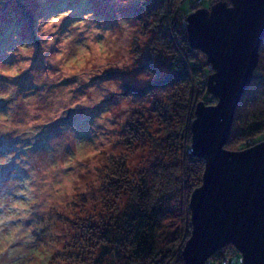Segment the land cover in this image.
<instances>
[{
	"label": "clouds",
	"instance_id": "obj_1",
	"mask_svg": "<svg viewBox=\"0 0 264 264\" xmlns=\"http://www.w3.org/2000/svg\"><path fill=\"white\" fill-rule=\"evenodd\" d=\"M116 3L123 8L135 4ZM225 4L234 8L232 2ZM71 15L69 8L40 16L35 32L39 48L17 43L6 50L14 60H0V77L6 81L0 87V102L6 105L0 110V135L11 136L23 148L0 158V166L15 160L27 172L0 187V264H81L83 255L78 260L68 254L70 247H63L71 240L73 222L81 224L83 217L99 221L122 209L124 197L113 186L122 178L125 188L134 185L135 172L148 156L130 134L126 139L120 131L137 111L132 102L137 95L126 93V81L145 85L159 78L150 68L139 71L136 27L121 11H115L114 24L93 11L65 24ZM38 54L43 67H37ZM255 72L264 75L258 68ZM25 75L31 83L22 88L17 81ZM77 110L96 113L86 121L88 139L67 122V114ZM52 129L56 132L46 147H32ZM192 151L193 144L187 149L189 160L207 165L193 159ZM190 186L189 181L184 191ZM57 251L65 256L53 262Z\"/></svg>",
	"mask_w": 264,
	"mask_h": 264
},
{
	"label": "water",
	"instance_id": "obj_2",
	"mask_svg": "<svg viewBox=\"0 0 264 264\" xmlns=\"http://www.w3.org/2000/svg\"><path fill=\"white\" fill-rule=\"evenodd\" d=\"M230 2L232 9L225 4ZM185 27L190 47L202 51L212 68L206 86L217 101H199L190 124L192 153L207 165L189 197L183 264H208L229 244L241 253V264H264V140L226 147L259 64L264 0H219L188 13Z\"/></svg>",
	"mask_w": 264,
	"mask_h": 264
},
{
	"label": "rangeland",
	"instance_id": "obj_3",
	"mask_svg": "<svg viewBox=\"0 0 264 264\" xmlns=\"http://www.w3.org/2000/svg\"><path fill=\"white\" fill-rule=\"evenodd\" d=\"M141 1L143 0H128L129 4H135H133L130 8H123L118 7L116 0H0V60L12 62L14 57L8 56L6 54V50L8 48H15L17 43H35L39 48V41L36 39L35 32L37 30V19L40 16H49L56 14L61 10L67 11L71 8L72 15L67 18L65 24H70L75 20L83 19L87 14V11H93V15L98 17L101 15L106 16L110 20L111 24H114L115 11H121L137 30L138 42L135 44V52L139 57L137 62L141 63V69H139V71L150 68L157 72L160 78L165 75V73L170 71L169 62L173 59V54L169 51V49L163 47L164 45L160 41V37L162 38V35L158 30V25L150 20V18H147V16L143 15L141 16L142 18L138 17V14L141 11L139 7L141 5ZM196 1L195 7H210L209 0H203L202 4L200 0ZM217 1L219 0H214L211 4ZM194 2L195 0H176L174 2L176 5L173 6L175 9L177 4L181 3L182 10L189 13L192 10ZM60 5H65V7L61 9ZM182 15V12L177 14L179 18H182ZM111 24L109 26H111ZM15 35H19L20 39H14ZM177 39H180L179 36H177ZM193 50L195 52V54H193L195 62L198 67H200L199 70H207V73L204 72L203 77L201 78L202 81L192 85L194 86V99L192 106L195 111L196 104L203 100V93L207 89L206 80L208 78V74L212 71V68L206 61V55L202 51L198 49ZM153 53L156 54V58L152 57ZM37 67H43L42 59L39 54L37 55ZM111 75L119 74L112 73ZM155 81L145 85H139L133 80L126 81L125 84L126 93L136 94V90L140 91L142 87H146L145 90H143L144 92L140 93L141 95L139 97H137L138 95L136 94L137 96L133 98L132 102L136 105L137 111L134 113V121H129L127 124H135L137 125L136 127L139 128V131H143L142 134H140V132L136 135L137 140L135 139V136L132 138L135 140L136 147L141 148L148 153L147 159L144 162V167L135 172V178L146 176L149 170L152 172H164L165 170L166 174H163L162 172L161 176L165 177L166 183H168L167 190L169 192L172 190L176 192V184L174 183V180L178 171V166H176L178 164L175 163L178 160H174V157H176L175 148L179 147L176 145L179 136L178 132L174 133L172 130L174 120L168 121V119L172 117V113H174L175 110L171 111V109L165 113H162V110H157L154 113L152 108L156 107V104L159 105V109H161V104L174 107L185 99L183 98L184 96L187 97L190 94V89L187 85L183 86L181 84H177L176 86L167 89H161L155 86L153 87V83ZM5 83L6 81L4 78L0 77V87L5 86ZM17 83H19L22 88H27L30 86L31 78L30 76L25 75L17 81ZM202 85H204V88H202ZM150 86L152 87L149 89ZM150 90V94L145 96L144 94ZM32 91L35 92L36 90L33 89ZM209 95L212 97L210 93ZM212 99L213 100L210 103H215L216 98L212 97ZM109 102H114V100ZM5 107L6 105L0 102V110H4ZM178 108L179 105L175 109ZM99 111L100 109H97V113ZM94 114L96 113H85L79 110L70 112L67 114V122L77 126L80 129L83 138L88 139L86 121ZM126 128H122L120 131L127 139L129 132L125 130ZM55 132V129L47 131L45 136L39 138L37 145L32 147H37V149L46 147L48 137L54 135ZM130 133L133 134L134 131ZM261 140H264V129L256 134L250 142L256 143ZM17 144L18 141L14 140L11 136L0 135V158H3L12 152H22L23 148H18ZM24 146V144L20 145V147ZM246 146H248L247 141L240 137L232 144L228 143L226 145L227 148L233 150L242 149ZM180 151L182 152V150ZM26 175L27 172L25 169L13 160L7 166H0V187H2L4 181L10 177L23 178ZM154 180L155 179H152V181ZM156 182H154V184H157ZM159 186L160 185H158V188ZM178 190H180V187H177V191ZM177 195L180 199L181 195ZM177 204L178 202L172 204L173 208H175L174 211L169 213L164 219V229L176 227V225L180 223V215H177L181 213L178 212L179 209L176 206ZM185 210L186 208L183 204V214L185 213ZM109 215L110 213L107 214L106 217H102L99 221L89 217H83L81 224L73 222L71 240L63 246L65 248L70 247L72 249V252L68 254H75L78 260L83 255L81 264H84V262H86V264H120L116 249L110 245L106 246L105 243L103 244L98 236L101 224L108 218ZM186 216L187 214L184 215V217ZM227 250H230V247H228ZM64 256V252L57 251L53 254L52 260L53 262H56L58 257L62 258ZM209 259L213 260L211 257ZM166 261H169L170 264L171 262L181 264V261L174 258L172 260L166 259Z\"/></svg>",
	"mask_w": 264,
	"mask_h": 264
},
{
	"label": "trees",
	"instance_id": "obj_4",
	"mask_svg": "<svg viewBox=\"0 0 264 264\" xmlns=\"http://www.w3.org/2000/svg\"><path fill=\"white\" fill-rule=\"evenodd\" d=\"M175 1L143 0L141 1L142 6H139L141 11L138 17L147 16V18H150L158 25V30L162 35L160 41L164 45L163 47L169 49L173 54V59L169 62L170 71L158 78L153 83V87L167 89L181 84L183 86L187 85L190 89V94L187 97L184 96L183 98L185 99L174 107L161 104V109H159V105L156 104V107L152 108L154 113L157 110H162V113L171 109V111L175 110L168 121L174 120L172 130L174 133L178 132L179 136L176 143L179 147L175 148L176 157H174V160H178L175 163L178 164L176 165L178 166V171L174 180L176 192L167 190L168 183H166L165 177L161 176L163 171L152 172L149 170L146 176L135 178L134 185H130L128 188L124 187V183L127 182L123 181V178L119 186H113L114 191L122 192L124 207L110 213L108 218L101 224L98 236L103 244L105 243L106 246L110 245L116 249L120 264H170L166 259L172 260L173 258L183 264L182 249L191 232L188 198L193 189L200 185L202 181L205 163L202 161L193 163L189 160L187 158V149L191 145L190 124L194 117V107L192 106L194 86L192 85L200 83L204 72L207 73V70L200 71V67L195 62L193 55L195 52L189 45L185 27V19L188 13L182 10L181 3L177 4L174 9ZM200 1L202 4L203 0ZM212 1L214 0H209L210 5ZM196 2L195 0L191 11L198 8L195 7ZM180 12L183 14L182 18L177 16ZM177 36H179V40ZM257 68L259 73H264V44L260 51V60ZM145 88L142 87L140 91L135 89L137 97L144 92ZM202 88H204V85H202ZM262 89H264V75H258L255 72L253 81L237 107L228 143L232 144L240 137L246 140L249 146L254 143L250 142L254 136L264 129V99L259 98L264 95V90ZM212 97L206 89L202 99L209 104L213 100ZM178 105L179 108L175 109ZM136 126L135 124H129L125 130L133 138L135 136L137 140L136 135L141 131ZM132 131L136 134H131L130 132ZM191 157L204 160L193 153H191ZM193 167L197 169L196 172L192 171ZM163 174H166L165 170ZM152 179L155 180L152 181ZM189 181L191 186L185 192V186ZM154 182L157 184H154ZM158 185H160L159 188ZM177 187H180V190L177 191ZM129 192L132 195H129ZM177 194H180L182 199H179ZM175 202H178L176 206L179 209L178 212L182 214L177 215H180V223L176 227L164 229V219L169 213L174 211L175 208H173L172 204ZM183 204L186 208L184 214L182 212ZM185 214H187L186 217H184ZM228 246L231 245H227L214 253L211 257L213 259L211 264H220ZM233 258L232 264H241V253L237 249L233 254ZM171 264H176V262H171Z\"/></svg>",
	"mask_w": 264,
	"mask_h": 264
},
{
	"label": "built area",
	"instance_id": "obj_5",
	"mask_svg": "<svg viewBox=\"0 0 264 264\" xmlns=\"http://www.w3.org/2000/svg\"><path fill=\"white\" fill-rule=\"evenodd\" d=\"M229 245H231V246H228V247H230V250H225V256L221 260L220 264H232V262L234 261L233 254L235 253L236 248L232 244H229ZM240 260H242V259H240ZM207 263L211 264L212 260L208 259Z\"/></svg>",
	"mask_w": 264,
	"mask_h": 264
},
{
	"label": "bare ground",
	"instance_id": "obj_6",
	"mask_svg": "<svg viewBox=\"0 0 264 264\" xmlns=\"http://www.w3.org/2000/svg\"><path fill=\"white\" fill-rule=\"evenodd\" d=\"M217 100V99H216Z\"/></svg>",
	"mask_w": 264,
	"mask_h": 264
}]
</instances>
